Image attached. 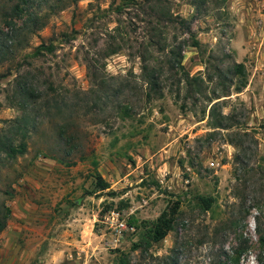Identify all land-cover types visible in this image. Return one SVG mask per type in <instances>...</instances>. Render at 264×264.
Segmentation results:
<instances>
[{"label": "rangeland", "instance_id": "rangeland-1", "mask_svg": "<svg viewBox=\"0 0 264 264\" xmlns=\"http://www.w3.org/2000/svg\"><path fill=\"white\" fill-rule=\"evenodd\" d=\"M129 1L0 0V137L25 142L12 158L0 151L8 210L0 264H117L122 253L133 264H168L172 247L175 264H264V0H204L197 11L191 0H166L199 42L183 47V67L212 76L186 93L167 51L152 50L150 63L164 70L158 96L145 93L143 14ZM115 20L124 41L109 35ZM38 43L52 48L33 54ZM233 61L243 63L246 83L219 97L233 124L207 134V94L221 92L215 66ZM16 81L34 96L15 92ZM94 170L108 187L89 194ZM197 194L212 196L209 208ZM175 198L172 228L132 248L143 221ZM109 210L133 227L115 238Z\"/></svg>", "mask_w": 264, "mask_h": 264}, {"label": "trees", "instance_id": "trees-1", "mask_svg": "<svg viewBox=\"0 0 264 264\" xmlns=\"http://www.w3.org/2000/svg\"><path fill=\"white\" fill-rule=\"evenodd\" d=\"M21 2H24V0H20V3ZM129 2H132L136 7V10L140 11L143 14V17L140 18V20L144 22V26L142 27L143 33L141 34L140 46L148 51V53L140 54V66L142 69V78L147 83L149 89L145 92L146 95L149 96L150 91H152V93H154V95L156 96L161 94L159 84L162 81V77L164 74L163 67L160 64L150 63V51L152 53V50L167 51L168 55L166 58V67L168 70L174 67L179 68L180 76H177L176 83H179L180 80H182L185 85L186 93H190L192 91H201L204 79L210 80L212 74H207V78H203L199 74L191 75L187 70H185L182 65L183 47H185L186 45H190L196 48L199 44L194 32L190 28L189 20L183 16L173 13L168 4H166V0H130ZM190 3L197 11V8L200 7L199 5L204 3V0H191ZM112 11H121V6L116 5L114 9H112ZM135 15L139 16V12H135ZM114 22V25L110 28L109 35L113 38L114 35L117 34L121 39L120 41H124L125 38L122 36V32L120 29L121 22L118 20H115ZM169 27L185 31L187 33V36L185 38L177 40L174 33L170 35L168 34ZM13 32L14 30L9 28L8 33L10 34L8 36L6 34V37L10 39L13 35ZM1 46L2 45L0 43V48ZM51 48V44L38 43L32 50V53L38 54L41 52V49L50 50ZM1 75L4 74L2 73ZM215 75L217 77L215 83L216 85H220L221 92H215V87L217 86H214L211 89L210 94H207L208 103L206 112V124L210 128H212V130L207 131V134H211V131H214V129L227 128L233 124L232 113L223 112L221 109L223 102H220V99H224V97H219L229 95L230 87H232L234 91L241 90L246 83L244 65L239 61H233L230 65H227L224 68L216 65ZM234 78L235 81L232 82ZM14 91L21 95L26 94L30 97L34 96L31 89L28 88L22 81H16V87ZM180 107L183 106L180 104ZM119 108H121V110L125 112L127 111L128 106L120 105ZM202 111L204 112V108L202 109ZM17 126L18 131L23 138L27 134V129L25 128L26 126L25 124H17ZM63 127L64 126H60L58 130V138L63 141L65 151L68 152L69 148H71V140L69 136L64 135ZM0 151L6 157L12 158L16 154H21L25 151V142L23 140H20L19 142L14 144L11 142L7 135H3L2 137H0ZM92 176V188L90 190H87V193H94L97 190H103L108 187V182L100 175L99 172L94 170ZM195 197L198 205L201 208H209L212 201L211 195L197 194ZM178 207L179 199L175 198L172 200H168L165 206L153 219L143 221L139 238L136 240V242H133L132 248L141 246L142 248H146L152 242L161 239L172 228L174 219L178 212ZM7 212V206L2 202L0 204V230L5 225ZM170 251L171 253L165 256V263L175 264L177 256L176 248L172 247L170 248ZM117 264L133 263L130 262L126 253H122L118 256Z\"/></svg>", "mask_w": 264, "mask_h": 264}, {"label": "built area", "instance_id": "built-area-1", "mask_svg": "<svg viewBox=\"0 0 264 264\" xmlns=\"http://www.w3.org/2000/svg\"><path fill=\"white\" fill-rule=\"evenodd\" d=\"M106 226L109 227L112 230V234L115 238L119 236L123 229L130 227L132 228L133 225L126 224L125 221L122 218H119L117 215V212L114 210H109L105 214V220Z\"/></svg>", "mask_w": 264, "mask_h": 264}]
</instances>
